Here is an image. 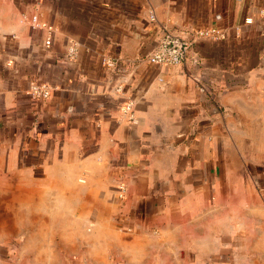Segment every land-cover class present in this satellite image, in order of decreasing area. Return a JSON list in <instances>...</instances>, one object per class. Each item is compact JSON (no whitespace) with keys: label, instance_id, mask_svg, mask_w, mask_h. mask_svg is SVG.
Returning a JSON list of instances; mask_svg holds the SVG:
<instances>
[{"label":"crops","instance_id":"crops-1","mask_svg":"<svg viewBox=\"0 0 264 264\" xmlns=\"http://www.w3.org/2000/svg\"><path fill=\"white\" fill-rule=\"evenodd\" d=\"M163 30L180 64L148 61ZM263 92L264 0H0V218L95 220L100 259L59 264H264Z\"/></svg>","mask_w":264,"mask_h":264},{"label":"rangeland","instance_id":"rangeland-1","mask_svg":"<svg viewBox=\"0 0 264 264\" xmlns=\"http://www.w3.org/2000/svg\"><path fill=\"white\" fill-rule=\"evenodd\" d=\"M84 176L78 177V182H84ZM76 195L85 198L84 191H77ZM120 197V189L117 188L115 193ZM78 209L86 206V203H78ZM9 223L12 220H8ZM7 220L0 218V264H59V261H66L69 258H89L92 260L100 259L102 250L99 245H86V233L93 231L96 225L95 220L78 219L76 227L77 235L57 234L54 228L49 227V233L38 236L32 242H28L26 234H12L13 229L6 225ZM106 226L102 236L98 239H104L108 242L107 259L113 261L116 259L117 252L114 249L115 242L120 240V230L117 229V220H104ZM96 240V239H95ZM96 242H98L96 240ZM96 242H91L96 244ZM87 243V244H91ZM92 247L93 249H90ZM74 248L75 250H71Z\"/></svg>","mask_w":264,"mask_h":264},{"label":"built area","instance_id":"built-area-1","mask_svg":"<svg viewBox=\"0 0 264 264\" xmlns=\"http://www.w3.org/2000/svg\"><path fill=\"white\" fill-rule=\"evenodd\" d=\"M35 18H32L34 21ZM214 30L208 31H193L192 37L206 36L208 33H212ZM47 43V41H46ZM190 47V40L178 34L171 33L163 30L159 36L155 48L147 55L148 61L163 66L177 65L183 62L187 57V52ZM72 50V49H71ZM107 64H111V61L106 60ZM29 93L31 97L37 101H42L50 96V87L44 82L32 81L29 85ZM264 100V92H263ZM120 108V107H119ZM121 110L124 113L129 114V119L134 120L132 117V103L126 101L122 104ZM120 189V188H119Z\"/></svg>","mask_w":264,"mask_h":264}]
</instances>
